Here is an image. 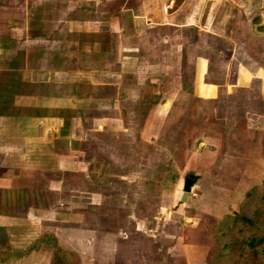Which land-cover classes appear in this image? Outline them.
I'll return each mask as SVG.
<instances>
[{
    "label": "crops",
    "instance_id": "1",
    "mask_svg": "<svg viewBox=\"0 0 264 264\" xmlns=\"http://www.w3.org/2000/svg\"><path fill=\"white\" fill-rule=\"evenodd\" d=\"M32 1L30 7L25 6L24 17L22 15L15 19L14 28L22 32L20 25H30L35 35L23 37L20 32L16 40L17 50L12 56H22L21 61L7 57L8 64L13 65V61L15 64L7 69L13 78L10 89L12 112L0 114V191L27 189L31 199L37 196L38 202H31L24 216L28 221H47L46 218L52 215L57 222H65L59 233L68 239L64 245H58L74 253L79 264H207L205 257L216 219L233 208L226 195L220 196L217 205L212 197L215 196L214 192H233L240 185L238 182L234 188H228L227 184H220V181L209 183L206 189H199L200 197L195 198L191 196H195V188L199 187L201 181L195 180L184 203L190 213L181 217L189 219V224L178 226L174 224V219H169L174 229L150 235L140 230L138 222L144 221L138 216H129L126 225L106 231L97 224L99 219L104 220L102 215L96 214L92 219L86 213L92 207L98 212L96 208L102 201V191L97 189V183L87 178L90 172L97 171L93 167L99 169L97 174L105 170L107 161H111V164L114 161L117 166L121 158L120 137L130 134V108L139 109L146 95L154 93L152 89L157 88L162 80H168V68L171 66L175 68L178 65L176 74L172 75L174 79L180 78L181 72L178 73V70L182 71L183 61L180 62L177 51L182 44L181 36L171 40L166 32L159 35L158 31H179L184 26L200 27L204 15L209 14V18L213 13L210 0H181L175 6L176 0ZM18 3L22 9L24 0H17ZM6 5L8 1L0 0V8H6ZM56 11L64 14V17L58 21L47 18L45 20L48 21L44 22L40 16V19L35 20L39 15L56 14ZM28 16L32 18L31 21ZM155 31L158 37L153 36ZM160 44H169V47L161 52L156 49ZM153 54L160 58L156 68L151 61ZM240 67L244 66L238 65L237 68L241 70ZM232 68L227 85L217 82L215 85L207 84L206 89L202 88L201 91L202 84H206L202 81L203 74L207 70L214 71L216 67L200 59L197 81L199 93L207 96L224 95L229 86L243 85L238 74L233 76L231 73ZM242 72L252 77L245 67ZM234 77L236 79L232 83ZM185 79H178L175 95L196 97L193 83ZM183 83L188 90L193 88L192 92L183 90ZM162 103L149 104L143 116L149 118L152 114L153 117L162 114L163 110L166 111V103ZM260 116L255 124L262 126L254 131L256 136L259 135L260 143L255 146L246 144V140L248 146L242 150V156L249 157V161H252L250 165L262 172L264 114ZM154 120L160 121V118ZM225 125L227 127L224 129L228 128L231 133L229 138L239 136L240 130L236 133L232 130L234 124L222 122V126ZM219 135L220 141L223 140L224 133ZM141 136L144 137L143 134ZM194 154L190 152L189 157L192 158ZM218 171L220 175L223 170ZM181 191L179 196L182 195ZM72 193L76 194L74 196L80 206H89L83 208L85 211L75 208L71 212L80 222L76 230L66 225L69 220L65 218V215L68 216L65 212L73 204L70 198ZM54 210L55 214L52 213ZM206 216H209V222ZM12 218L17 219V216L1 213L0 226L5 227ZM86 218L89 222L93 220L94 226L82 225V221H87ZM130 224L137 227L131 235ZM119 230L126 231L124 236ZM40 236L58 238L57 232L51 229L37 234V238ZM130 238H144L147 242L146 245L133 243V260L128 257ZM39 240L40 245L44 246L43 238ZM45 247L51 248L48 243ZM88 250L94 251L93 259H87ZM13 259L7 258L0 264H9ZM48 264L55 263L51 259Z\"/></svg>",
    "mask_w": 264,
    "mask_h": 264
},
{
    "label": "rangeland",
    "instance_id": "2",
    "mask_svg": "<svg viewBox=\"0 0 264 264\" xmlns=\"http://www.w3.org/2000/svg\"><path fill=\"white\" fill-rule=\"evenodd\" d=\"M6 1H8L6 8H0V70L9 72V75L8 83L5 86H1L2 83H0V89H2L0 91L5 92L4 87H6V91L8 90L10 93L13 78L7 69L12 67L15 62H11L13 65L8 64L7 57H14L12 55L17 50L16 40L19 39L21 32L14 28V21L22 15L24 17L25 6L30 7L33 1L24 0L21 5L22 9L20 4H17V0ZM209 5L213 9V13L209 18H207L209 14L204 15L200 27L194 26L195 29H193L190 28L191 26H184L179 31L156 30L160 32L159 35L166 32L171 40L179 39V35L181 36L182 44L177 54L180 55V62L183 61L185 76L183 77L179 73L181 71L178 70L180 78L174 79L173 75L176 74L178 65L175 68L174 65L168 68L170 71L168 80H160V85L152 89L154 93L146 95L145 100L140 103L139 109L130 108V120H128L130 134L120 137L121 158H119L117 166L114 165V161L113 165L109 163L111 161H107L105 170L97 174L99 169L93 167L92 169L98 172H90L87 178L89 181L97 183V189L102 191V201L101 205L96 208L98 212L93 210L94 207L90 209L87 206L86 214L91 215L92 219L96 214L102 215L104 220L99 219L97 224L106 231L116 230L117 226L126 225L129 216H138L143 219L144 223L138 222V226H141L140 230L146 233L145 235L174 229L169 219H174V224L178 226L188 225L190 220L181 217L188 216L190 211L184 204L185 200L181 201V196H179L183 178L188 174H195L196 181L201 180L199 187L195 188V196H191L195 198L200 197L199 189L200 191L206 189V185L212 182L220 181V184H227L228 188H234L237 182L240 185L264 182V169L262 168V172L255 170L256 166L250 165L252 161H249V157L242 156L244 154H242V150L248 146L246 144L259 145V135L256 136L254 131L259 130L262 125H256L255 122L261 117L260 114H264L263 0H210ZM256 15L261 18L259 24L263 25V29L259 31L255 30L258 23L252 22ZM40 16L46 22L47 18L58 21L64 17V14L56 11V14L39 15L35 20L40 19ZM31 20L32 18L29 17V21ZM20 27L23 29L21 32L23 37L35 35H33L34 29L30 28V25H20ZM23 27H26L27 30ZM156 31L153 36L158 37ZM192 37H195L194 41H192ZM165 46L160 44L156 49H160L162 52L169 47V44ZM15 59L21 61L22 56L17 55ZM200 59L216 67L214 71L207 70L203 74L202 81L206 84H202L201 91L202 88L206 89L205 85L207 86V84L217 82L227 85L231 66L233 67L231 73L233 76L238 74L239 81L243 85L229 86L224 95L200 94L197 90ZM159 60L157 54L151 56L152 65L155 68ZM238 65H243L251 72L252 77L249 78L247 73L242 72L244 67H240L241 70H239ZM185 78L193 83L196 97H188L187 94L175 95L178 79L182 81ZM235 79V77L232 79V83L235 82ZM192 89H187L189 91L187 93L192 92ZM159 101H162V104L166 103L164 105L166 111L163 110L162 114H155L157 115L155 117L153 114L149 118L143 116L149 104ZM143 106L144 108H141ZM143 109L144 111H142ZM165 112H168L167 115L165 114L166 116ZM157 117L160 118V121L154 120ZM144 118L147 120L144 121ZM222 122L223 124H234L232 130L235 133L240 130L239 136H235L234 139L229 138L231 133L228 132V128L224 129L227 126H222ZM221 132L224 133V139L220 141L219 134ZM250 138H252L251 141H249ZM246 140L248 142L245 144ZM190 152L191 154L195 152L192 158L189 157ZM219 169L223 170L220 173L222 176L218 175ZM98 184L102 187H99ZM240 185L238 184V187ZM74 193H72L73 196H70L73 204L68 212H65L68 214V216L65 215V218L70 221V223L66 222V225L76 230L80 222L71 212L75 208L83 209L85 207L76 202L78 199ZM223 194L231 200L236 193L228 190L222 193L214 192L215 196L212 197V200L215 205L218 204L220 196L222 197ZM1 195L0 214L17 216V219L12 218V221H8L5 225L7 233L10 235L11 245L19 246V249L22 247L25 252L24 257L13 259L11 263L7 262L9 264H48L51 262L52 250L40 245L37 234L46 230L50 231V229L54 230L60 239L57 244L64 245L68 238L64 239L59 230L64 228L65 222H57L52 215L46 218L47 221H33L32 219L28 221L24 214L28 207L38 200L37 196L34 197L35 199H31L27 189L8 190V193L2 191ZM55 212V210L52 211L54 214ZM86 219L87 221H82V225L94 226L93 220L89 222L88 218ZM209 219V216H206L208 222ZM136 230L135 224H130V235L132 231ZM119 232L124 236L126 231L119 230ZM58 238L56 237V239ZM133 243L147 244L144 238L139 240L130 238V255H128L130 258L134 250ZM86 256L87 259H93L94 251L88 250ZM126 256L127 254L124 257Z\"/></svg>",
    "mask_w": 264,
    "mask_h": 264
},
{
    "label": "trees",
    "instance_id": "3",
    "mask_svg": "<svg viewBox=\"0 0 264 264\" xmlns=\"http://www.w3.org/2000/svg\"><path fill=\"white\" fill-rule=\"evenodd\" d=\"M180 1L176 0L174 6ZM260 21L261 18L258 15L252 19V22L258 23L255 27L257 31L263 29V25L259 24ZM190 28L195 29L194 26ZM194 40L195 37H192V41ZM8 73L0 70L1 86L8 83ZM181 73L184 77L185 69L183 67ZM4 88L5 92L0 91V114L12 112V95L8 90L6 91V87ZM181 88L187 90L184 83ZM262 151L264 155V138ZM234 191L233 193L236 194L232 196L231 200L227 198L233 208L223 212L216 219L205 261L207 264H264V182L244 183ZM3 192L8 193V191ZM1 194L2 191H0V197H2ZM9 237L6 228L0 226V261L25 256L23 248L21 250L11 245ZM42 238L44 247L48 243V246L53 250L51 256L53 263L79 264L77 256L58 245L55 238L40 236L38 240Z\"/></svg>",
    "mask_w": 264,
    "mask_h": 264
},
{
    "label": "water",
    "instance_id": "4",
    "mask_svg": "<svg viewBox=\"0 0 264 264\" xmlns=\"http://www.w3.org/2000/svg\"><path fill=\"white\" fill-rule=\"evenodd\" d=\"M196 175H189L187 176L182 184V195H181V200H185L186 198V194L189 192L190 190V186L194 183Z\"/></svg>",
    "mask_w": 264,
    "mask_h": 264
}]
</instances>
